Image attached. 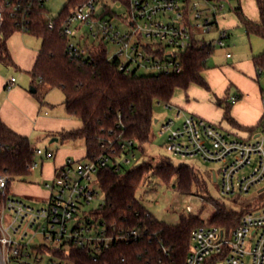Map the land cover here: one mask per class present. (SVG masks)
Returning a JSON list of instances; mask_svg holds the SVG:
<instances>
[{
	"label": "built area",
	"instance_id": "obj_1",
	"mask_svg": "<svg viewBox=\"0 0 264 264\" xmlns=\"http://www.w3.org/2000/svg\"><path fill=\"white\" fill-rule=\"evenodd\" d=\"M46 1L0 0V24L9 16L19 31L28 32L29 13L41 9L48 27L53 28ZM224 2L84 0L61 24L62 34L69 38L66 53L72 59L84 60L94 42H109L117 48L108 58H118L120 70L135 74L139 69H153L157 74L179 72V55L192 46L227 47L229 34L218 26ZM82 28L84 33L76 37ZM211 30L217 31L215 38L205 41L198 37ZM225 55L230 57L231 53ZM14 81L12 77L6 87ZM236 99L233 96L231 102ZM175 118L181 119L176 127L170 119L162 122L158 131L160 135L166 133L165 149L169 153L182 159L219 163L211 177L221 196L259 198L264 191V122L256 135L243 138L181 110ZM130 143H121L117 154L97 155L83 163L67 159L54 171L52 184L44 183L49 193L40 206L10 195L9 176L0 174V264H73L67 257L71 246L89 247L97 253L113 241L136 237L135 230L117 236L107 234L105 225L93 215H79L80 209L98 194L94 186L99 188V170L109 163L120 168L122 163L117 158L127 154L123 151ZM35 154L45 159L53 157L52 150L38 147ZM37 167L36 161L27 165L29 171ZM247 167L249 172H243ZM198 199L202 204V198ZM186 211L192 213L194 209L188 205ZM190 240L184 264H264V205L253 202L229 232L215 224L195 226Z\"/></svg>",
	"mask_w": 264,
	"mask_h": 264
},
{
	"label": "trees",
	"instance_id": "obj_2",
	"mask_svg": "<svg viewBox=\"0 0 264 264\" xmlns=\"http://www.w3.org/2000/svg\"><path fill=\"white\" fill-rule=\"evenodd\" d=\"M82 1L69 0L57 16L50 18L53 28L48 27V20L42 17L41 9L29 13L27 33L40 39L38 53L28 71L30 87L34 88L33 94L40 102L43 96L39 90L43 86L61 89L66 113L77 118L81 127L52 135L61 142L82 139L87 159L101 154H117L120 144L128 141L131 143L124 153L135 149L143 153L144 145L152 139L154 104L169 105L174 90L186 89L191 83L208 88L202 71L207 67V58L213 48L194 45L181 52V70L169 74L140 75L120 70L119 59L108 58L103 42L91 46L84 60L72 59L66 53L69 38L62 34L61 24ZM123 3L127 4L126 1ZM256 3L259 22L245 18L239 6L233 7V11L248 35L264 37V0H256ZM16 31L19 30L10 17H5L0 24V62L5 65L16 66L7 47V40ZM253 62L256 69L264 72V51L255 55ZM224 118L232 121L227 107ZM263 122L264 117L257 127ZM35 149L27 136L16 133L0 119V174L9 176L8 183L28 174L27 165L35 161ZM121 168L122 165L116 169L109 163L99 170L97 183L104 197L90 214L105 225L107 234L117 236L135 230L137 236L113 241L97 253L89 247L71 246L67 257L73 264H184L191 248V230L195 226L215 224L229 232L253 202L264 205L263 191L253 201L242 197L232 199L238 207H230L225 201L208 194L206 182L196 169L187 164L174 165L167 158L157 163L143 160L125 173H121ZM147 174L155 175L163 182L175 177L176 189L183 194L194 189L202 190L201 196L213 212L207 218L201 217L202 203L197 213L180 215L175 225L155 219L135 196Z\"/></svg>",
	"mask_w": 264,
	"mask_h": 264
},
{
	"label": "rangeland",
	"instance_id": "obj_3",
	"mask_svg": "<svg viewBox=\"0 0 264 264\" xmlns=\"http://www.w3.org/2000/svg\"><path fill=\"white\" fill-rule=\"evenodd\" d=\"M68 2L69 0H47L45 3L47 17L51 18L57 16L65 8V6L68 5ZM235 4L234 0L225 1L224 11L226 12L231 9L235 6ZM84 31L85 30L83 28L80 29L78 33L75 34L76 37L83 34ZM214 34V31L211 30L206 34L198 35V37L203 38L205 41H209ZM72 40L75 39L72 38ZM92 42L93 41L88 40V43L91 44ZM97 44L98 43L94 42L95 46H97ZM24 46L31 50H36L40 46V39L27 32H14L7 40V47L13 61H17L18 64L17 66H13L5 65L0 62V75L6 76L7 78L15 76L17 84L23 83L25 84V88L28 89L31 85V76L28 73L29 69H24L21 64L24 59L29 57L30 53L22 49ZM105 48L107 55L110 56L113 55L117 47L107 42L105 44ZM211 64L212 60L209 61L208 66ZM137 73L140 75L157 74V72L153 69H139ZM259 82L261 87L264 89V75L259 78ZM39 93L42 94L43 98L45 96L44 100L47 103L41 108L42 113L43 111L49 112L47 117H53L56 115L68 117V114L65 111L64 94L61 89L43 86V89H40ZM186 94V91L182 88L175 89V93L172 97V103L176 105V99L178 101V97L179 100L187 99ZM32 96L36 98L35 94H32ZM171 107H166L164 103L154 104V119H157L158 121H153L152 123V139L144 145L143 153L139 149H135L133 151L134 157H132V153L129 152L127 154L120 155V157L117 158V160L122 163L121 173H125L143 160H153V163H157L160 159L167 158L174 165L187 164L192 166L196 169L199 177L204 179L206 182L209 195L225 201L230 207H238L236 203L232 202V199L221 196L218 192L216 184L212 181V171H217L219 169V163L205 162L199 158L182 159L177 156H173L165 149L166 133L161 135L158 134L161 123L163 121L165 122L167 120L174 119L175 123L172 127H176L181 120L175 118L176 108ZM48 123L49 120L40 122L38 125L42 127L34 128L29 139L36 148L38 147L42 150H52L53 157L45 159L36 156L35 161L38 163V167L30 170L27 175L19 179H14L9 184L10 195H15L19 198L28 200V202L34 206L42 205L41 199L49 193V188L46 187L44 183L47 182L49 185L52 184L54 179V166H56V168L60 167V165L55 164H60L62 162L63 150L66 147L72 146L76 149V151L74 154L67 156L63 164L67 159L74 161L78 160L81 163L87 161V158L85 157L84 142L82 139L70 140L67 142H61L60 140L51 141L53 135L51 131H48L49 129L46 128L50 125ZM237 134L243 138H247L249 136L246 133ZM125 159H129V162H125ZM246 171L249 172L248 167L243 169V172ZM94 188L97 190L98 194L90 201V203L85 204L80 209L79 215H82L83 213L90 215V212L96 209L103 200L104 194L102 190H100L97 186H94ZM201 191L199 192L194 189L188 194H183L178 192L176 189L175 177H172L169 182H163L155 175L147 174L146 179H144L143 183L137 189L135 196L155 219L163 221L167 224L175 225L179 222L180 215L188 214L186 206L191 205L194 209L193 212L197 213L198 209L201 207V203L198 198H202V203L204 204V209L200 213L201 217L207 218V216L213 212V208L207 204L204 201L203 196H201ZM253 200L254 199H251V201Z\"/></svg>",
	"mask_w": 264,
	"mask_h": 264
},
{
	"label": "crops",
	"instance_id": "obj_4",
	"mask_svg": "<svg viewBox=\"0 0 264 264\" xmlns=\"http://www.w3.org/2000/svg\"><path fill=\"white\" fill-rule=\"evenodd\" d=\"M234 1L245 18L252 22L260 21L256 0ZM218 26L226 29L229 37L226 39L227 47H215L207 58V67L202 71V77L208 88L191 83L184 89L187 99L179 100L178 97L175 105L171 98L169 107H175L176 113L181 110L185 114L190 113L212 123H218L222 128L236 134L256 135L257 124L264 117V89L259 82L264 72L256 69L253 57L264 51V37L256 34L248 35L233 7L226 12L223 10L218 18ZM214 33L211 39L217 36L216 30ZM22 49L30 54L21 65L24 69L30 70L39 48L31 50L24 46ZM227 52L231 53L230 57H226ZM211 60L212 64L208 66ZM14 64L17 66L18 62ZM12 77L15 78V76L7 78L0 75V119L10 129L30 138L33 129L42 127L38 124L46 120H49L48 124H50L46 128L51 133L81 127V122L69 115L47 117L49 112L42 113L41 110L47 104L44 100L45 96L40 102L29 91L31 85L26 89L25 84H17L16 78L13 85L7 88L6 84ZM233 96L237 97L234 103L231 102ZM220 99L222 103L218 102ZM225 107L232 121L224 118ZM154 121L158 120L154 119ZM75 151L72 146L66 147L63 150L62 162L55 165L62 166L65 158ZM54 167L55 170L56 166Z\"/></svg>",
	"mask_w": 264,
	"mask_h": 264
},
{
	"label": "water",
	"instance_id": "obj_5",
	"mask_svg": "<svg viewBox=\"0 0 264 264\" xmlns=\"http://www.w3.org/2000/svg\"><path fill=\"white\" fill-rule=\"evenodd\" d=\"M29 91H30L31 93H33L35 90H34V88L30 87ZM57 140H58L57 137H53V138L51 139V141H57Z\"/></svg>",
	"mask_w": 264,
	"mask_h": 264
}]
</instances>
